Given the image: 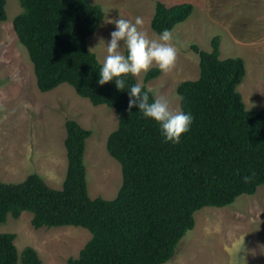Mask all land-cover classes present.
<instances>
[{"label": "trees", "instance_id": "1", "mask_svg": "<svg viewBox=\"0 0 264 264\" xmlns=\"http://www.w3.org/2000/svg\"><path fill=\"white\" fill-rule=\"evenodd\" d=\"M20 2L23 10L15 16L14 29L34 64L39 89L48 92L69 83L94 105L116 109L119 125L108 135L107 149L122 166L123 182L113 199L91 197L85 153L93 131L68 118L63 187L50 186L37 172L17 183L0 178V224L30 211L36 228L90 230L92 238L70 264H165L195 227L197 211L231 205L264 185V108L247 107L239 90L246 60L223 58L220 35L210 50L191 46L200 56V77L182 81L177 91L182 110L195 119L181 143L173 145L138 107L129 112L127 90H118L114 82L97 83L101 61L88 39L105 17L102 5L91 0ZM7 5L8 0H0V23L8 19ZM194 11L191 2L158 0L151 27L158 34L172 31ZM159 73L152 68L146 82ZM136 82L129 76L126 84ZM16 237L0 232V264H42L34 247L19 250Z\"/></svg>", "mask_w": 264, "mask_h": 264}, {"label": "rangeland", "instance_id": "2", "mask_svg": "<svg viewBox=\"0 0 264 264\" xmlns=\"http://www.w3.org/2000/svg\"><path fill=\"white\" fill-rule=\"evenodd\" d=\"M105 10V17L88 39L89 47L102 62L106 43L115 30L108 20L123 17L143 19L141 30L149 38L159 34L151 27L158 0H91ZM169 5L191 2L195 11L171 32L177 49L174 67L142 85L166 96L170 107L182 110L178 85L198 79V44L210 50L220 35L222 57L242 56L247 74L239 90L249 109L264 108V0H163ZM20 0H8V19L0 23V178L22 182L31 173L41 174L54 188H62L67 174L66 120L76 119L93 134L87 139L85 161L89 193L113 199L123 182L122 166L107 149L108 135L119 125L116 109L94 105L69 83L42 92L34 64L14 29L15 16L22 12ZM125 51L126 54V50ZM152 68H157L153 66ZM183 111V110H182ZM196 225L181 240L177 253L165 264H264V185L254 195H241L225 207H205L195 213ZM33 213L10 217L0 232L16 233L20 251L34 247L42 264H70L93 234L84 227L36 228Z\"/></svg>", "mask_w": 264, "mask_h": 264}, {"label": "clouds", "instance_id": "3", "mask_svg": "<svg viewBox=\"0 0 264 264\" xmlns=\"http://www.w3.org/2000/svg\"><path fill=\"white\" fill-rule=\"evenodd\" d=\"M107 22L114 23L115 30L106 43V55L98 70L97 83L103 86L114 82L118 90H127L129 112L133 107H138L144 118L154 120L159 125L165 143L180 144L182 135L191 130L195 119L193 115L172 109L169 99L156 89H145L140 82L131 86L126 84L129 76L140 78L153 66L164 73L174 67L177 49L171 43L172 32L164 29L157 37L149 38L141 30L143 19L139 16L134 22L123 17ZM122 49L126 50V54Z\"/></svg>", "mask_w": 264, "mask_h": 264}]
</instances>
